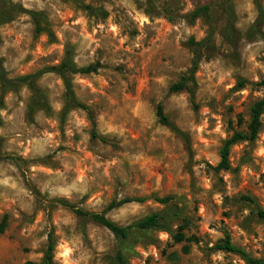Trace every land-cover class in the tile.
Listing matches in <instances>:
<instances>
[{"label": "rangeland", "instance_id": "374dc122", "mask_svg": "<svg viewBox=\"0 0 264 264\" xmlns=\"http://www.w3.org/2000/svg\"><path fill=\"white\" fill-rule=\"evenodd\" d=\"M204 5L210 15L193 19ZM32 14L53 37L36 33ZM191 39L205 42L195 83L171 93L192 66ZM68 49L77 67L102 66L73 82L98 137L86 111L65 109L58 75L35 91L0 87V264H44L50 244L54 264H119L115 236L64 204L122 227L163 213L193 240L138 231L123 246L127 264H248L215 249L226 235L264 260V116L254 142L231 148V169L216 171L264 99V0H0L8 78L57 66ZM159 104L186 138L159 122ZM126 199L144 201L108 210Z\"/></svg>", "mask_w": 264, "mask_h": 264}, {"label": "trees", "instance_id": "16d2710c", "mask_svg": "<svg viewBox=\"0 0 264 264\" xmlns=\"http://www.w3.org/2000/svg\"><path fill=\"white\" fill-rule=\"evenodd\" d=\"M210 11H211V6L204 5L198 8L193 13L192 17L193 19L200 16L207 17L210 15ZM32 15L36 23V33L41 34L44 32L47 33V35L50 38L53 37V34L50 31L43 28V25L41 23V18L43 17V15L42 14L39 15L32 14ZM204 43H205L204 41L196 42L194 39H191L188 42V45L192 49L194 55L192 66L190 70L177 83L171 86L170 88L171 93H180L184 91L191 92L190 85L195 83V76L200 67V51L204 46ZM101 67L102 66L100 64H92L81 68L77 67L73 61V50L68 49L66 51V56L64 60L59 65L40 70L34 74L11 79L8 78L2 59L0 58V87L2 93H6L8 91L17 89L19 86L22 85L27 86L31 90L35 91L37 89V82L43 75L47 73H54L58 75L61 78L63 85L65 87V97H66L65 109L68 111L74 109H82L86 111L93 125V129H94L93 136L98 137L97 133L95 132L96 123L91 114V111L87 106L81 104L76 98L73 82L76 76L78 75L88 76V75L96 74L99 71V69H101ZM263 116H264V99L255 103V105L251 108V122L249 124L248 133H240V132L234 133V135L225 142L221 150V162L216 167V171H221V170L229 171L231 169L229 158H230L231 148L234 145L245 141L254 142L257 139L263 127V122H262ZM157 117L162 125L170 128L172 131L178 133L183 138H186L185 134L180 130H178V128L170 121L168 116L165 114L164 107L162 104H159L157 107ZM173 200L174 198L171 196L156 198V201L162 205H170L173 202ZM143 201L144 199H136V200L126 199L120 204H112L111 206H109L108 210H112L115 207H119L120 205L132 203V202H143ZM64 205L66 207L71 208L78 216L82 218H90L94 222L105 227L115 236L119 246V250L116 255V259L119 264H127L125 261L123 246L125 244H129L132 236H134V234L138 231L149 232L155 230L160 232H167L168 234L171 235L175 244H182L185 242L193 241L192 238H187L185 233H183V230L185 229L184 226H180L178 228V232L175 234L173 230L170 228L167 216L163 213H153L151 215H148L144 219L138 221L135 224L122 227L117 225L115 222L109 220L106 217V213L85 212L81 209H77L75 206H72L70 204H64ZM258 217L264 220V210H260L258 212ZM7 223H8V216H4L3 221L0 224V233H4L7 227ZM215 249L217 251L239 254L244 258V260L248 264H264V260L253 259L244 250L236 247L232 243L229 235H226L225 238L216 245ZM53 250H54L53 246L50 244L45 254L44 264H54ZM182 251L184 254H188L189 247L184 246ZM26 264H33V263L28 262Z\"/></svg>", "mask_w": 264, "mask_h": 264}]
</instances>
